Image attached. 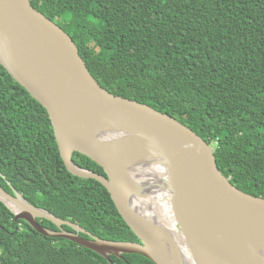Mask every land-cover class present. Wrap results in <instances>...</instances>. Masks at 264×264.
Masks as SVG:
<instances>
[{
    "label": "trees",
    "instance_id": "1",
    "mask_svg": "<svg viewBox=\"0 0 264 264\" xmlns=\"http://www.w3.org/2000/svg\"><path fill=\"white\" fill-rule=\"evenodd\" d=\"M30 2L74 39L105 89L194 130L236 188L264 199V0ZM74 161L105 175L85 155L75 153ZM0 171L33 207L100 239L139 243L108 190L67 171L45 108L1 65ZM0 186L11 193L1 176ZM0 264L153 263L139 255L108 261L43 237L0 201Z\"/></svg>",
    "mask_w": 264,
    "mask_h": 264
},
{
    "label": "water",
    "instance_id": "2",
    "mask_svg": "<svg viewBox=\"0 0 264 264\" xmlns=\"http://www.w3.org/2000/svg\"><path fill=\"white\" fill-rule=\"evenodd\" d=\"M0 65L42 105L60 157L71 174L100 182L138 238L111 242L33 207L0 171V201L39 235L65 240L110 261L139 255L153 264H264V199L236 188L222 173L212 147L194 130L150 105L115 95L91 74L74 39L30 0H0ZM80 153L105 175L79 167ZM156 182L179 207L182 247L149 225L151 203L143 179ZM45 220L57 231L38 223ZM73 233L66 232L63 227ZM82 235L89 236L85 239Z\"/></svg>",
    "mask_w": 264,
    "mask_h": 264
},
{
    "label": "bare ground",
    "instance_id": "3",
    "mask_svg": "<svg viewBox=\"0 0 264 264\" xmlns=\"http://www.w3.org/2000/svg\"><path fill=\"white\" fill-rule=\"evenodd\" d=\"M142 179L151 201V203L144 204L142 207L144 214L149 216V225L165 238L168 243H173L175 246L183 248L182 242L185 241V236L178 230L176 220L179 207H176L172 201L167 200L156 184V182H161L162 184L165 180L154 177L153 174H146Z\"/></svg>",
    "mask_w": 264,
    "mask_h": 264
},
{
    "label": "flooded vegetation",
    "instance_id": "4",
    "mask_svg": "<svg viewBox=\"0 0 264 264\" xmlns=\"http://www.w3.org/2000/svg\"><path fill=\"white\" fill-rule=\"evenodd\" d=\"M90 239V238H89Z\"/></svg>",
    "mask_w": 264,
    "mask_h": 264
}]
</instances>
